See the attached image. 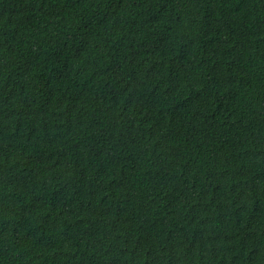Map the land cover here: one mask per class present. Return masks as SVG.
I'll return each instance as SVG.
<instances>
[{
    "label": "trees",
    "instance_id": "1",
    "mask_svg": "<svg viewBox=\"0 0 264 264\" xmlns=\"http://www.w3.org/2000/svg\"><path fill=\"white\" fill-rule=\"evenodd\" d=\"M0 264H264V0H0Z\"/></svg>",
    "mask_w": 264,
    "mask_h": 264
}]
</instances>
